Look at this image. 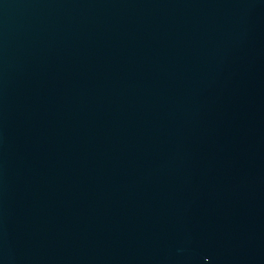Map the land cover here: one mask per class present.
I'll return each instance as SVG.
<instances>
[{"label": "water", "instance_id": "water-1", "mask_svg": "<svg viewBox=\"0 0 264 264\" xmlns=\"http://www.w3.org/2000/svg\"><path fill=\"white\" fill-rule=\"evenodd\" d=\"M0 264H264V0H0Z\"/></svg>", "mask_w": 264, "mask_h": 264}]
</instances>
